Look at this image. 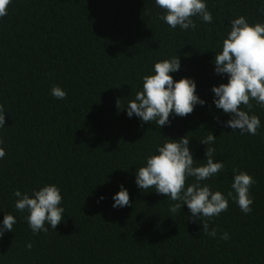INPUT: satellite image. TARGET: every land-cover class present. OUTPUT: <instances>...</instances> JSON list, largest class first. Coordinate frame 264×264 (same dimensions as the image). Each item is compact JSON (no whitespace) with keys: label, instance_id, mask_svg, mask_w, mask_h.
Listing matches in <instances>:
<instances>
[{"label":"trees","instance_id":"1","mask_svg":"<svg viewBox=\"0 0 264 264\" xmlns=\"http://www.w3.org/2000/svg\"><path fill=\"white\" fill-rule=\"evenodd\" d=\"M207 7L211 24L197 17L195 29L181 31L158 19L163 13L154 0H11L0 17V105L6 111L0 220L11 214L16 224L0 238V264H264V109L250 101L261 128L255 136L239 134L214 119L229 117L215 108L210 90L226 83L212 61L230 21L244 16L250 24L264 23V3L207 0ZM176 54L181 67L170 75L192 78L205 104L170 117V126L160 129L128 118L122 108L142 78L155 62ZM54 85L67 93L63 100L50 95ZM210 132L214 161L225 167L218 179L202 183L226 195L235 173L255 180L250 213L229 200L227 211L208 221L215 239L189 218L185 205L171 214L174 202L134 182L135 167L164 137H190L199 161L205 151L199 141ZM45 184L59 187L64 219L54 231L34 235L28 213L14 208L13 192ZM121 184L130 206L114 209L111 196ZM221 232L229 239H219Z\"/></svg>","mask_w":264,"mask_h":264},{"label":"clouds","instance_id":"2","mask_svg":"<svg viewBox=\"0 0 264 264\" xmlns=\"http://www.w3.org/2000/svg\"><path fill=\"white\" fill-rule=\"evenodd\" d=\"M264 3V0H261ZM11 0H0V17L7 15ZM157 8L163 14L158 19L171 29L181 31L197 27L193 18H199L205 24L213 22V16L207 7V0H154ZM264 14V8L260 9ZM214 74L226 77V83L213 85L212 103L229 119L218 123L239 134L257 135L261 128L260 118L250 114L252 104L264 109V23L250 24L244 16H238L230 21V28L222 39L220 50L215 51L212 61ZM180 59L177 56L155 62L150 75L142 78L140 90L134 98L128 101L125 114L128 118L136 117L141 124L154 125L156 129L170 126V117H185L193 112L197 105L203 106L205 101L196 94V83L192 78L182 77L174 80L170 74L180 70ZM50 95L57 100H63L67 93L59 86H52ZM248 109L245 111L244 108ZM6 111L0 105V128L5 126ZM161 136V135H160ZM162 137V136H161ZM154 151L144 158V164L136 168L134 182L142 191L154 189L157 194L174 202L169 205L171 214H180L185 205L193 222L202 225V231L209 237H217V229L209 230L208 221L227 211L229 200L239 209L248 214L252 211L253 199L250 188L255 183L252 176L244 171L235 173L232 177L230 190L225 195L221 191H213L209 184L202 183L209 179H218L225 165L222 161H214L215 149L211 147L216 137L210 132L199 141L205 146L202 163L195 160L190 150V137L184 135L178 139L164 137ZM3 139H0V145ZM5 156L0 147V160ZM188 178L192 183L186 184ZM14 208L19 212H27L25 217L28 228L35 235L41 232L53 231L64 219L62 195L55 184H45L38 189L21 192L15 190ZM99 200H103L101 195ZM112 208L130 206L129 194L123 184L119 191L111 196ZM16 218L3 215L0 220V238L5 232L13 233ZM219 239L228 240L229 234L221 232ZM31 248V244L27 245Z\"/></svg>","mask_w":264,"mask_h":264}]
</instances>
